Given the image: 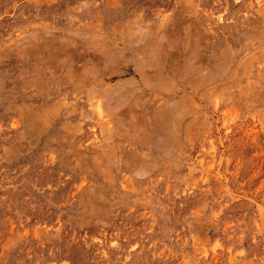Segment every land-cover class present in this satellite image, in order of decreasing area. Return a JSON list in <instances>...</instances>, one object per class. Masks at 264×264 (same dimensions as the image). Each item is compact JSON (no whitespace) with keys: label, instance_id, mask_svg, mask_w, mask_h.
I'll return each mask as SVG.
<instances>
[{"label":"rangeland","instance_id":"1","mask_svg":"<svg viewBox=\"0 0 264 264\" xmlns=\"http://www.w3.org/2000/svg\"><path fill=\"white\" fill-rule=\"evenodd\" d=\"M0 264H264V0H0Z\"/></svg>","mask_w":264,"mask_h":264}]
</instances>
